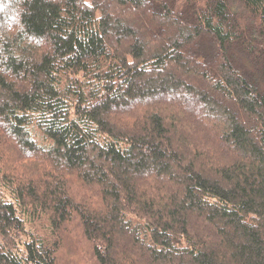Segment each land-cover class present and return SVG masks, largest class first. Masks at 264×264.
Listing matches in <instances>:
<instances>
[{"label":"trees","instance_id":"obj_1","mask_svg":"<svg viewBox=\"0 0 264 264\" xmlns=\"http://www.w3.org/2000/svg\"><path fill=\"white\" fill-rule=\"evenodd\" d=\"M0 264H264V0H0Z\"/></svg>","mask_w":264,"mask_h":264},{"label":"rangeland","instance_id":"obj_2","mask_svg":"<svg viewBox=\"0 0 264 264\" xmlns=\"http://www.w3.org/2000/svg\"><path fill=\"white\" fill-rule=\"evenodd\" d=\"M37 140L42 141L39 137L37 138Z\"/></svg>","mask_w":264,"mask_h":264}]
</instances>
